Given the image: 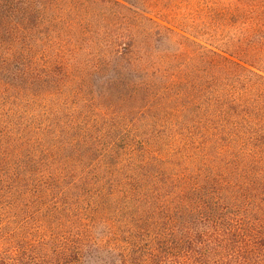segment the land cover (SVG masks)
<instances>
[{"label": "rangeland", "instance_id": "rangeland-1", "mask_svg": "<svg viewBox=\"0 0 264 264\" xmlns=\"http://www.w3.org/2000/svg\"><path fill=\"white\" fill-rule=\"evenodd\" d=\"M45 1L46 17L37 14L33 21L35 40L51 46L49 62L61 51L65 62L78 60L82 67L68 78L59 65L53 72L38 68L33 87L25 77L12 84L0 76L10 85L0 98V141L25 143L27 155L40 161L20 175L0 167V248L21 243L40 250L33 245L45 237L88 248L115 229L116 238L105 247L121 251L117 257L131 249L138 263L146 246L135 250L127 241L139 228L132 246L149 239L148 216L138 214L145 207L115 220L113 211L98 208L103 201L106 209L114 207V187L111 170L97 159L109 168L118 160L101 157L97 143L125 147L185 138L179 125H197L205 119L200 110L210 105L213 51L264 73V0ZM145 50L152 66L141 61ZM119 51L135 65L122 87L113 82ZM86 141L96 143L92 152ZM90 261L97 264V251L85 255L83 262Z\"/></svg>", "mask_w": 264, "mask_h": 264}, {"label": "trees", "instance_id": "trees-1", "mask_svg": "<svg viewBox=\"0 0 264 264\" xmlns=\"http://www.w3.org/2000/svg\"><path fill=\"white\" fill-rule=\"evenodd\" d=\"M48 8L45 0H0V76L12 84L25 77L33 87L38 68L53 72L59 65L68 78L82 67L78 60L65 62L61 51L49 62L51 46L35 40V16L41 15L43 21ZM142 55L141 61L152 66L151 52ZM211 59L216 74L210 105L200 110L205 119L197 125H179L185 138L133 141L125 147L113 143L104 148L97 143L101 157L118 160L109 168L97 159L98 166L111 170L108 183L114 187V207L106 209L103 201L98 208L113 211L109 215L115 220L133 215L137 205L145 207L138 214L148 216L149 239L132 246L139 228L127 241L135 250L146 246L139 264H264V73L215 51ZM41 62L47 66L41 67ZM115 62L118 77L113 82L122 87L135 65L120 51ZM3 82L0 98L10 91ZM13 144L0 141L5 151L0 153V167L17 175L31 171L40 162L38 155H27L25 143ZM14 147L17 151H12ZM84 147L92 152L96 143L86 141ZM112 238L115 229L88 248L81 241L66 246V238L56 243L52 237L36 241L33 246L40 250L17 243L0 248V264H86L85 255L96 251L97 264H138L131 249L122 252V261L117 257L121 251H109L105 246Z\"/></svg>", "mask_w": 264, "mask_h": 264}]
</instances>
